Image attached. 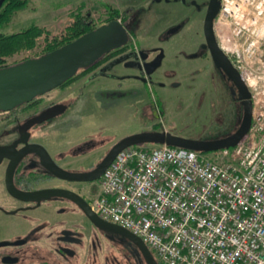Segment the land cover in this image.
<instances>
[{
  "label": "flooded vegetation",
  "instance_id": "obj_1",
  "mask_svg": "<svg viewBox=\"0 0 264 264\" xmlns=\"http://www.w3.org/2000/svg\"><path fill=\"white\" fill-rule=\"evenodd\" d=\"M210 1L150 0L149 6L165 3L179 8L154 11V7L150 6L151 10L144 11V15L136 11L120 20L129 31L128 42L103 54L91 65L79 69L69 83L58 86L74 85L80 80L71 91L62 95V99L43 104L44 94L52 89L11 109L0 108V264H148L130 239L104 229L87 214L86 209L97 214L91 201L98 192V179L66 180L56 177L49 168V162L52 161L69 171L92 170L118 140L96 154L97 150L103 149L108 143L107 140L90 135L73 143L68 150H57L56 145L40 140L35 133L40 126L53 122V119L66 114L75 117L79 109L75 102L80 98L81 114L90 104L93 107V104L102 103L96 96L97 89L90 87V83L98 77L93 75L103 67L107 69L99 76L124 81L139 80L144 88L143 92L147 93L146 88L154 82L152 77L162 67L166 57L174 59L177 65L166 75L173 73L193 78L208 73L210 89L213 87L222 94V98L217 100L224 106L227 102L232 105L237 120L240 119L243 105L238 98V89L226 73L217 67L208 40L205 23ZM222 1L220 0V9L213 24L214 35L221 50L217 20ZM164 12L172 18L169 20L172 21L171 25L158 35L156 43L138 45L136 29L140 25V16H145L144 19L150 17L148 24L151 29ZM177 34H180V38L170 43V39ZM123 55L130 56L112 63ZM170 84L181 85L174 81ZM73 89H77V93ZM57 103L66 106L61 114L33 124L25 132L27 120ZM85 115L89 119L90 116ZM28 150L31 152L25 153ZM53 189L73 191L81 198L83 206L81 202L66 196L47 194ZM153 255L160 264L156 255Z\"/></svg>",
  "mask_w": 264,
  "mask_h": 264
},
{
  "label": "built area",
  "instance_id": "obj_2",
  "mask_svg": "<svg viewBox=\"0 0 264 264\" xmlns=\"http://www.w3.org/2000/svg\"><path fill=\"white\" fill-rule=\"evenodd\" d=\"M217 36L251 93L246 137L208 153L130 146L91 201L100 217L138 235L160 264H264V0H223Z\"/></svg>",
  "mask_w": 264,
  "mask_h": 264
},
{
  "label": "rangeland",
  "instance_id": "obj_3",
  "mask_svg": "<svg viewBox=\"0 0 264 264\" xmlns=\"http://www.w3.org/2000/svg\"><path fill=\"white\" fill-rule=\"evenodd\" d=\"M149 3L150 0H28L24 8L12 14L8 23L0 26V34L20 32L33 24L42 27L44 33L37 38L32 48L15 51L4 57L5 61L0 65L4 67L17 64L27 58L42 55L49 44L60 42L69 35L68 28L76 21L79 12L89 15L90 21L98 27L111 21V18L116 16L115 11L121 15L115 19L121 21L136 11L144 15V11L150 9ZM151 7H154V11L179 8L165 3ZM140 17L136 33L137 44L142 46L156 43L158 35L172 23L169 21L172 19L170 15L164 12L149 29L150 17ZM179 38L180 34L173 36L170 43ZM166 44L168 45L164 43ZM175 66V60L166 57L162 67L152 77L154 82L146 88L147 93L143 92L144 88L139 80L124 81L98 76L91 81L90 87L97 89L96 96L102 103L93 104V107L90 104L81 114L80 98L75 102L79 107L75 117L66 114L53 119V122L40 126L35 136L62 150H68L73 143L90 135L97 136L108 141L103 149L95 152L99 154L111 143L126 135L152 130L155 127L160 131H169L189 138L209 140L224 137L239 126L242 115L237 120L235 108L228 102L224 106L217 100L222 98V94L213 87L210 89L208 73L193 78L173 73L166 75ZM173 81L181 85L172 86L170 83ZM76 84L58 87L44 94L43 104L62 99V95L71 91ZM73 90L77 93V89ZM85 114L90 116L89 119ZM56 142L60 145L55 144ZM156 258L158 259L157 256Z\"/></svg>",
  "mask_w": 264,
  "mask_h": 264
},
{
  "label": "water",
  "instance_id": "obj_4",
  "mask_svg": "<svg viewBox=\"0 0 264 264\" xmlns=\"http://www.w3.org/2000/svg\"><path fill=\"white\" fill-rule=\"evenodd\" d=\"M5 1L0 0V9ZM219 9L220 0H211L205 27L217 67L226 73L238 89V98L243 105V115L239 126L224 137L209 140L189 138L160 130H144L129 134L118 140L92 170L69 171L59 167L52 161L49 162V168L56 177L71 181H95L103 175L122 150L138 144H168L201 152H210L236 146L246 137L252 123L251 93L230 58L218 47L213 24ZM128 40L129 31L127 27L120 20L113 19L50 52L38 57L27 58L17 64L0 67V108L11 109L62 85L68 78L75 75L79 69L91 65L103 54L126 44ZM129 56L118 57L112 63H118ZM106 69V67H103L93 77L103 74ZM65 109L66 106L60 103L48 107L40 115L25 122V132L33 124L51 119L61 114ZM28 152L31 151L28 150L25 153ZM47 194L66 196L81 202V198L69 190L53 189ZM81 204L83 206L82 202ZM84 208L86 209V207ZM86 211L90 218L104 229L115 231L130 239L142 252L148 264H158L152 251L138 235L125 227L103 219L89 209H86Z\"/></svg>",
  "mask_w": 264,
  "mask_h": 264
},
{
  "label": "trees",
  "instance_id": "obj_5",
  "mask_svg": "<svg viewBox=\"0 0 264 264\" xmlns=\"http://www.w3.org/2000/svg\"><path fill=\"white\" fill-rule=\"evenodd\" d=\"M27 4L28 0H6L0 9V26L8 23L11 20L12 14L17 10L24 8ZM115 15L116 16L111 18L112 20L121 16L118 11H115ZM124 19L126 18H123V20ZM95 28L96 26L90 21L89 15H82V13L79 12L76 16V21L68 28L69 35L60 42L56 41L54 44H49L46 52L43 54L50 52ZM43 33L44 29L42 27L33 24L20 32L7 35L0 34V63L5 61L4 57L10 56L17 50L32 48L36 44L37 38ZM76 74L68 78L63 85L72 81ZM154 130H158V127L154 128ZM234 130H232V132Z\"/></svg>",
  "mask_w": 264,
  "mask_h": 264
},
{
  "label": "bare ground",
  "instance_id": "obj_6",
  "mask_svg": "<svg viewBox=\"0 0 264 264\" xmlns=\"http://www.w3.org/2000/svg\"><path fill=\"white\" fill-rule=\"evenodd\" d=\"M113 223V222H112Z\"/></svg>",
  "mask_w": 264,
  "mask_h": 264
}]
</instances>
